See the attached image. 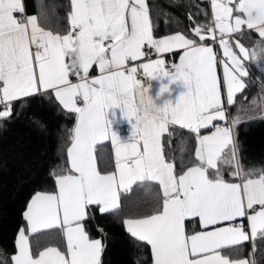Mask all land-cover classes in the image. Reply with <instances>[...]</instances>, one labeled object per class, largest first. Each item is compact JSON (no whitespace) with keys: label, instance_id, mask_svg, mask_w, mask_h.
<instances>
[{"label":"snow or ice","instance_id":"6c2138e0","mask_svg":"<svg viewBox=\"0 0 264 264\" xmlns=\"http://www.w3.org/2000/svg\"><path fill=\"white\" fill-rule=\"evenodd\" d=\"M70 6L68 27L53 31L36 15H16L24 12L23 0H0V121L12 117L13 101L37 93L54 95L64 110L76 114L67 149L71 167L56 177L58 191L37 193L30 201L24 213L28 232L19 231L12 264H101L106 245L90 238L84 221L93 207L101 214L120 209L121 195L144 181L158 182L162 195L149 214L123 223L131 237L151 246L153 264H249L221 252L238 253L249 240L243 224L232 223L238 218L249 221L253 251L257 235L264 239V169L245 171L237 161L229 174L239 182H228L217 161L226 148L236 158L239 142L233 127L264 119V107L257 116H241L238 107L230 123L213 122L226 121V106L235 104L245 88V62L256 58L257 67L264 65V0H210V23L194 31L203 41L204 27L213 40L218 30L222 62L213 47L183 34L154 38L147 0H70ZM242 26L262 39L253 50L237 41L238 54L224 37H242ZM145 46L157 56L183 49L179 63L166 67L164 59H156L138 66L144 76L160 82L161 96L177 84L181 91L175 102L157 104L137 79L138 67H128L145 57ZM93 65L100 75L90 78ZM121 114L131 125L126 138L114 128ZM177 125L195 134L199 161L179 171L174 156L166 159L162 144L166 133L171 144L169 128ZM210 126L215 129L211 134H200ZM105 140L113 147L114 166L101 162L98 169V146ZM191 218L212 230L186 234L185 221ZM45 231L62 236L67 255L56 246L34 252L30 236L36 239ZM97 231L104 235L102 228Z\"/></svg>","mask_w":264,"mask_h":264},{"label":"trees","instance_id":"16d2710c","mask_svg":"<svg viewBox=\"0 0 264 264\" xmlns=\"http://www.w3.org/2000/svg\"><path fill=\"white\" fill-rule=\"evenodd\" d=\"M147 3L154 23V36L180 32L190 39L201 41L194 30L198 26L208 25L205 0H147ZM23 5L26 13L36 15L44 26L53 31L68 27L69 0H23ZM206 30L207 27H204L201 34ZM256 40V36L253 41L242 36V41L252 50L256 47ZM256 51L260 52L259 48ZM245 85L242 92L236 95V103L230 107V122L237 115L238 107L243 109L241 116H257L264 107V71L253 70L245 78ZM12 107V117L0 121V264H4L5 260L10 264L14 235L24 225L22 213L30 196L38 191L53 192L54 178L68 169L65 150L75 120L74 114L62 109L50 94H34L18 99L12 102ZM169 131L174 132L170 145L166 143L167 133L162 137L166 159L175 157L177 171L181 165L186 169L196 164L193 155L195 134L180 126H175V130L170 127ZM232 131L233 138L239 142L236 162L243 165L245 171L264 169V119L239 123ZM109 161L111 168L113 161L109 147L101 144L98 146V169L101 162ZM234 164L235 160L224 150L217 168L228 182L237 180V177L229 174L234 170ZM160 197L155 182H137L132 185L131 191L121 195L120 209L101 214L96 207L92 208L84 227L90 238L101 239L106 245L101 264H151L148 244L131 237L124 229L123 220L149 214ZM193 221H185L187 233L197 229V225H192ZM98 227L103 229L104 235L97 231ZM30 243L35 252L37 247L61 246L62 240L57 232L45 231L36 239L30 236ZM250 246L252 254L249 244L244 243L239 246L238 253L229 255L246 258L252 255L254 264H264V239L258 234L255 251L253 238ZM228 251L222 250V253Z\"/></svg>","mask_w":264,"mask_h":264},{"label":"crops","instance_id":"0c3cea01","mask_svg":"<svg viewBox=\"0 0 264 264\" xmlns=\"http://www.w3.org/2000/svg\"><path fill=\"white\" fill-rule=\"evenodd\" d=\"M206 1V3H207V8H208V15H209V21H211V19H212V17H213V12H212V9H211V6H210V0H205ZM239 2V0H236V3H238ZM69 3H70V0H69ZM70 11H71V6H70ZM24 16H27V17H31V16H33L32 14H28V13H26V10H25V8H24ZM237 13L235 12V9H234V12H233V15L235 16ZM216 31V37H215V40H213L211 37H210V35H209V32H208V28H207V30L205 31V33L204 34H202V35H204L205 36V39L203 40V41H196L197 42V44H203V45H206V46H211V47H213V50H214V52H216L217 53V58H218V60L219 61H223L225 58L223 57V54H222V48H221V46L219 45V39H220V36H219V33H218V30H215ZM241 32L243 33V36H245L246 38H250V40H255V36H256V38H258V40L260 41L262 38H260L259 37V34H258V32H256L255 30H247L246 29V26H242V29H241ZM249 32H253L254 34H250ZM176 33H179V34H182V33H180V32H173V33H169V34H166V35H161V36H154V38H157V39H159V38H165V37H167V36H170V35H173V34H176ZM241 34H238V33H232V34H226L225 35V39H227L228 40V42L233 46V50L234 51H237V53L239 54V52H238V49L236 48V42L237 41H239V43H241V44H243L246 48H248L249 50H252L250 47H247L246 46V43L244 42V41H242V37L240 36ZM186 38H188V37H186ZM241 38V39H240ZM190 39V38H189ZM258 40H256L255 42H257ZM251 42V41H250ZM256 44V43H255ZM153 50V52H154V57L153 58H149V59H141V60H137V64L136 65H130V66H128L129 68L130 67H132V66H139L140 64H142V63H145V62H150V60L151 61H154V60H156V59H164V61H165V63L167 62V61H170L171 63H179V56L182 54V51H183V49H178V50H175V51H173V52H171V53H164V54H162V55H160V56H157V54L155 53V50L154 49H152ZM259 54H260V52H258L257 53V58L259 57ZM255 59L256 58H252V62H249V61H246L245 62V67L247 68V70H248V74L249 73H251L253 70H255V69H258V70H260V71H262L261 70V68H264V65H261V67H257V65H256V63H255ZM66 60H67V58H66ZM131 62V61H130ZM138 72L144 77V79H145V81H146V84H145V86H143V88H145V89H150V94L156 99V103L157 104H159V105H163L164 103H166L167 101H169V100H172L173 102H175L176 101V99H178V95H179V93H180V91H181V89H180V87L177 85V84H173V85H171V90H170V92L169 93H164L162 96L161 95H159V89H160V87H161V84H160V82L158 81V80H152L151 78H149V77H147V76H144L143 74H142V70L141 69H139V67H138ZM217 73H218V76H221L222 77V73H223V69H222V67L218 64V66H217ZM100 75V72H99V70H98V66L97 65H93L91 68H90V70H89V77L90 78H95V77H97V76H99ZM245 78L246 77H244L243 79H244V82H245ZM70 79L75 83L76 81H77V78L76 77H72V76H70ZM51 90H49V92H50ZM224 90H223V88H222V92H223ZM37 94H39V93H37ZM53 96V98L55 99V97H54V95H52ZM23 98H25V97H23ZM20 99H22V98H20ZM55 101L57 102V104L62 108V106L59 104V102L55 99ZM63 109V108H62ZM230 107H227L226 106V121L225 122H218V121H214L213 122V124L215 125V124H217V123H219V124H221V126H225V124H228V123H230ZM65 111H67V110H65ZM74 114V113H73ZM74 116H75V120H74V123H73V125H72V129H73V127H74V125L76 124V114H74ZM122 122H126V120L122 117V114H121V116H120V119H118L115 123H114V125H116V124H120V123H122ZM177 126H179V125H177ZM211 128H214V127H212V126H210L208 129H202L201 130V135H209V134H211L212 132L210 131V129ZM71 135H72V132H71ZM131 135V125H130V127H129V129H128V136H130ZM101 144H105V145H107L108 147H109V151H110V154H111V158H112V161H113V166H114V153H113V147H112V145H111V142L110 141H108V140H105V141H102L101 142ZM162 144H163V142H162ZM71 146V140H70V142H69V144L67 145V147H66V150H65V157H66V164H67V168L68 169H70V167H71V165H70V159H69V157H68V154H67V149L69 148ZM197 147H198V143H197V140H196V138H195V145H194V149H193V155H194V157H195V152H196V149H197ZM225 150H227L228 152H229V149H225ZM195 159H196V157H195ZM197 160V159H196ZM235 160V163H236V158L234 159ZM219 161V160H218ZM218 161H217V166H218ZM197 163H199V161L197 160ZM196 163V164H197ZM195 165V164H194ZM194 165H192V166H194ZM192 166H189V167H192ZM98 167V166H97ZM63 174H66V173H63ZM103 174V173H102ZM59 175H61V174H58L57 176H59ZM56 176V177H57ZM56 177L54 178V185H55V189H54V191L53 192H44V191H38V192H35V193H33L31 196H30V198L28 199V202H27V204H26V206H25V208H24V210H23V213H22V216H23V220H24V225H23V227H20V228H18L17 230H16V232H15V235H14V250H13V252H12V254H11V257L14 255V254H16L17 253V247H16V241H17V238H18V233H19V231L21 230V228H23V229H25V231H26V234H27V232H28V224H27V221L25 220V218H24V213H25V211L27 210V208H28V206H29V203H30V201L32 200V198L37 194V193H47V194H51V193H55L56 191H58V186H57V184H56ZM152 182H155V181H152ZM232 182H239V178L237 177V180L236 181H232ZM157 185H158V188H159V190H160V193H161V195H162V190H161V188H160V186H159V184H158V182H155ZM257 207H259V206H257ZM251 210H249V212H250ZM139 218H143V217H139ZM125 219H127V218H125ZM124 219V220H125ZM123 220V221H124ZM190 220H195V222L193 221V223H192V225H197V229H193L192 231H190V232H186V234H195V233H197V232H200V231H208V230H212V227L213 226H210L209 227V229H202V227H201V225H200V223H199V221H198V218H191ZM232 223H242L243 224V227H244V230H245V232H247L248 233V235H249V240L248 241H245V242H243L242 244H244V243H248L249 244V249H250V253L252 254V250H251V246H250V243H251V239H252V236H251V231H250V226H249V221H248V219L247 218H238V220L236 221V222H232ZM123 226H124V223H123ZM216 227H219V225L218 226H216ZM124 229H125V226H124ZM126 230V229H125ZM186 231V230H185ZM59 234V233H58ZM59 236L61 237V240H62V244H61V246H56L55 244L54 245H46V246H44V247H42V248H40V250H43V248H45V247H48V246H56V247H59L60 248V250L61 251H63V252H65V254L67 255V250H66V246H65V241H64V239L62 238V236L59 234ZM147 243V242H146ZM148 246H149V249H150V258H151V264H153V257H152V250H151V246L148 244ZM229 253H234V252H232V251H228V252H226L225 254L224 253H222L221 252V254H223V255H227L230 259H236V260H248L249 261V264H253V256L251 255L250 256V258H246V257H231L230 255H229ZM11 257H10V264H12V260H11Z\"/></svg>","mask_w":264,"mask_h":264},{"label":"built area","instance_id":"2783aa9c","mask_svg":"<svg viewBox=\"0 0 264 264\" xmlns=\"http://www.w3.org/2000/svg\"><path fill=\"white\" fill-rule=\"evenodd\" d=\"M17 16H24V13H17L16 14ZM210 23V21L208 22V24ZM107 43V42H106ZM144 51H145V57L142 58L143 59H149V58H153L154 57V52L151 48H149L148 46H145L144 48ZM137 64V61H131L129 62L128 66L130 65H136ZM173 63H171L170 61H167L165 63V66L168 67L169 65H171ZM137 79H139L141 81V84L142 86H145L146 84V81L144 79V77L139 73L137 72ZM130 127V124L126 121V122H122L120 124H116L114 125V128L115 130L123 137V138H126L128 137V129ZM215 129L214 128H211L210 131L213 132Z\"/></svg>","mask_w":264,"mask_h":264}]
</instances>
